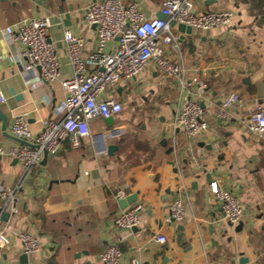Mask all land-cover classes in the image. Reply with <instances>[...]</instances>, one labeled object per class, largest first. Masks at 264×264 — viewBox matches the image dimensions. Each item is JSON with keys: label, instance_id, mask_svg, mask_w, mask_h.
<instances>
[{"label": "crops", "instance_id": "obj_1", "mask_svg": "<svg viewBox=\"0 0 264 264\" xmlns=\"http://www.w3.org/2000/svg\"><path fill=\"white\" fill-rule=\"evenodd\" d=\"M90 1L0 0V90L5 98L0 108L8 116L5 129L0 121V148L6 152L0 153V188L20 183L17 212L6 221L0 211L12 240L11 248L0 250V263L23 264L16 234L29 231L40 239L39 250L28 257L31 263L103 264L100 253L116 243L124 252L120 264H133V259L141 264H240L241 257L247 258L244 264H264V135L241 122L264 110V12L251 13L248 0H193L198 11L233 10L231 26L194 27L180 40L179 50L167 47L170 57L185 62L187 79L197 77L205 89L194 81L185 89L149 65L110 93L123 110L113 123L91 120L93 138H84L80 147L66 139L56 155L43 157L25 176L20 162L8 154L20 144L10 132L14 116L24 114L34 133L45 120L63 117L62 81L72 76L63 30L85 38L84 57L94 50L95 27L84 18ZM132 1L145 16L161 17L164 0H125ZM261 6L264 10V0ZM46 15H52L48 32L61 62L60 76L52 82L22 70L23 47L5 31L25 17ZM232 93L242 105L229 120H221L216 105ZM185 97L204 109L208 128L198 139L173 127V113ZM115 127H123L124 134L108 136L106 131ZM111 144L117 146L112 154ZM213 181L241 199L245 213L240 223L224 217L210 190ZM120 191L121 198L136 195L130 205H144L136 228L114 225L123 209L115 196ZM185 193V217L172 221L169 206ZM160 234L166 243L156 241Z\"/></svg>", "mask_w": 264, "mask_h": 264}, {"label": "built area", "instance_id": "obj_2", "mask_svg": "<svg viewBox=\"0 0 264 264\" xmlns=\"http://www.w3.org/2000/svg\"><path fill=\"white\" fill-rule=\"evenodd\" d=\"M161 12L165 17H147L135 1L93 0L84 7L85 21L95 27V48L84 57L85 38L69 28L63 30V43L68 56L72 76L62 81L66 96L63 100V117L59 120H45L39 132H32L24 114L13 117L10 132L25 140L26 144H17L8 154L22 165L24 176L41 164L44 153L56 155L63 142L70 139L72 146L80 147L84 138H93L90 122L94 119L115 117L123 110L120 100L112 96L122 83L127 82L155 66L167 78L177 79L183 88L188 89L192 82L200 89L206 83L194 77L187 79V67L183 59L170 57L166 50L172 47L180 49V34L177 24L184 23L193 28L210 29L229 27L235 16L233 10L198 11L193 0H164ZM175 23L176 26L172 24ZM53 24L52 15L43 17H25L5 31L12 40L19 42L21 65L25 73H37L43 81L52 82L60 76V55L54 41L49 37V28ZM114 46L110 49V43ZM5 98L0 90V103ZM242 105L238 94L232 93L223 102L216 105L215 114L221 120H229L233 111ZM249 131L264 133V110L252 113L241 121ZM174 130L183 131L189 138L198 139L207 132L208 124L204 119V109L197 101L185 97L180 107L173 113ZM125 132L123 127L106 131L108 136L118 137ZM174 144L177 140L174 137ZM0 153L6 152L0 148ZM20 183L0 188L1 214L17 212L14 205ZM210 190L222 206L224 217L230 224L241 222L245 207L241 199L232 191L224 188L218 181L210 183ZM117 198L124 196L120 191ZM187 194L180 195L169 206L171 218L182 221L188 205ZM144 210L141 203L121 209L113 218L119 228L133 229L140 224V214ZM16 238L22 245L23 253L28 257L40 248V239L29 231H19ZM159 243H166L164 234L154 237ZM12 240L7 228L0 219V250L11 248ZM124 252L119 244H111L100 253L103 264H120ZM133 264H141L133 259ZM1 264V263H0ZM28 264L31 263L28 260Z\"/></svg>", "mask_w": 264, "mask_h": 264}, {"label": "water", "instance_id": "obj_3", "mask_svg": "<svg viewBox=\"0 0 264 264\" xmlns=\"http://www.w3.org/2000/svg\"><path fill=\"white\" fill-rule=\"evenodd\" d=\"M161 17H165V15L162 13ZM172 25H173V26H176L175 23H173ZM177 29H178L179 32H181V36H180L181 39H183V38L185 37V34H192V33H193V27L190 26V25H186V24H184V23H179V24H177ZM7 120H8V116H7V114L4 113V112L1 110V108H0V121L2 122V127H3V129H5V127H6ZM107 120H108L109 122L113 123L114 117H109V118H107ZM263 135H264V133H263ZM17 140L19 141V143H22V144H26V143H27L25 140H21V139H19V138H18ZM116 148H117V146H116L115 144H111V145H109L108 152H109L110 154H112L113 151H114ZM45 158H47V153H46V152L44 153V159H45ZM136 199H137V197H136L135 194L129 195V196L125 197V198H121V199L118 200V202H119V206H120L121 208H125V207H127L128 205H130V204H132L133 202H135ZM9 218H10V213H9V212H5V213L3 214V219L7 221ZM171 220H172V221H175L174 218H171ZM135 228H136V227H135ZM180 228H183V226L180 225ZM238 229H240V226L238 227ZM20 259H21V263H23V264H28V255H27V254H25V253L21 254ZM246 262H247V258L241 257V258L239 259V263H240V264H244V263H246Z\"/></svg>", "mask_w": 264, "mask_h": 264}, {"label": "trees", "instance_id": "obj_4", "mask_svg": "<svg viewBox=\"0 0 264 264\" xmlns=\"http://www.w3.org/2000/svg\"><path fill=\"white\" fill-rule=\"evenodd\" d=\"M250 2V11L253 14H260L263 13L264 10L262 9V2L263 0H248Z\"/></svg>", "mask_w": 264, "mask_h": 264}]
</instances>
